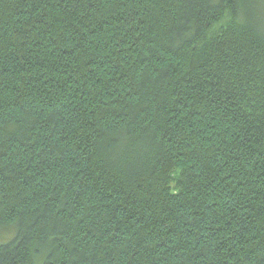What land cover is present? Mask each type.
<instances>
[{
  "label": "trees",
  "instance_id": "trees-1",
  "mask_svg": "<svg viewBox=\"0 0 264 264\" xmlns=\"http://www.w3.org/2000/svg\"><path fill=\"white\" fill-rule=\"evenodd\" d=\"M0 264H264V0H0Z\"/></svg>",
  "mask_w": 264,
  "mask_h": 264
}]
</instances>
